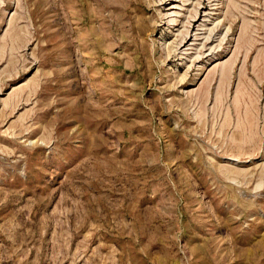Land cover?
<instances>
[{
	"label": "rangeland",
	"instance_id": "rangeland-1",
	"mask_svg": "<svg viewBox=\"0 0 264 264\" xmlns=\"http://www.w3.org/2000/svg\"><path fill=\"white\" fill-rule=\"evenodd\" d=\"M0 264H264V0H0Z\"/></svg>",
	"mask_w": 264,
	"mask_h": 264
},
{
	"label": "bare ground",
	"instance_id": "bare-ground-1",
	"mask_svg": "<svg viewBox=\"0 0 264 264\" xmlns=\"http://www.w3.org/2000/svg\"><path fill=\"white\" fill-rule=\"evenodd\" d=\"M194 41H195V40H194ZM191 45H193V44H191ZM182 47H183V46H182ZM183 55H185V54H183ZM186 55H187V54H186ZM187 57H188V56H187ZM196 59H199V58H198V57H196ZM194 60H195V58H194ZM194 60H193V61H194Z\"/></svg>",
	"mask_w": 264,
	"mask_h": 264
}]
</instances>
